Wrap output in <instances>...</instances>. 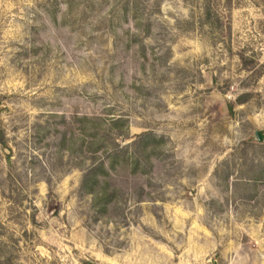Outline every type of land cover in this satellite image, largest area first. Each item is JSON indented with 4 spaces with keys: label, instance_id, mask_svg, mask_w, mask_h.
<instances>
[{
    "label": "rangeland",
    "instance_id": "obj_1",
    "mask_svg": "<svg viewBox=\"0 0 264 264\" xmlns=\"http://www.w3.org/2000/svg\"><path fill=\"white\" fill-rule=\"evenodd\" d=\"M0 264H264V0H0Z\"/></svg>",
    "mask_w": 264,
    "mask_h": 264
},
{
    "label": "trees",
    "instance_id": "obj_2",
    "mask_svg": "<svg viewBox=\"0 0 264 264\" xmlns=\"http://www.w3.org/2000/svg\"><path fill=\"white\" fill-rule=\"evenodd\" d=\"M116 124L121 120H115ZM145 138H150V134H146ZM1 138H4V134H1ZM97 144L95 152L98 149L105 148L104 153L106 156L103 159L97 160L95 158V162L93 165L86 169L84 172L82 181H81V190L84 193L91 194L93 196V200L95 205H97L101 210H105L107 204L112 201V199L117 195L118 192L116 188H112V184L110 181L111 172L116 171L122 164H127L129 162L134 167V170L138 168L140 164V158L137 155V152L133 154V157L130 158L127 155V147L126 146H117L112 148L113 150H109L108 146L104 145L103 139L97 138ZM138 141L134 142V145L137 146Z\"/></svg>",
    "mask_w": 264,
    "mask_h": 264
},
{
    "label": "water",
    "instance_id": "obj_3",
    "mask_svg": "<svg viewBox=\"0 0 264 264\" xmlns=\"http://www.w3.org/2000/svg\"><path fill=\"white\" fill-rule=\"evenodd\" d=\"M256 136H257V138H258L259 141L262 140V136H261V133L259 131L256 132Z\"/></svg>",
    "mask_w": 264,
    "mask_h": 264
}]
</instances>
